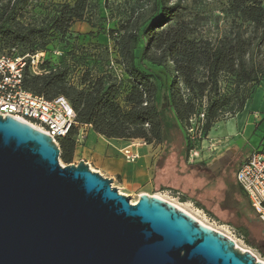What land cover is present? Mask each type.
Listing matches in <instances>:
<instances>
[{"label": "trees", "instance_id": "16d2710c", "mask_svg": "<svg viewBox=\"0 0 264 264\" xmlns=\"http://www.w3.org/2000/svg\"><path fill=\"white\" fill-rule=\"evenodd\" d=\"M147 1V8L133 12L116 31L108 32L114 44L112 64L119 75L93 77L86 70L77 86L68 82L67 70L51 67L48 49L54 36L65 37L75 23L86 21L89 1L62 4L53 16L28 24L17 18L16 0L0 5V57L44 53L40 68L46 74L32 77L25 68L23 90L48 101L64 97L75 114L76 126L57 141L59 160L65 166L73 163L75 138L83 126L107 140L163 146L166 157L178 141L186 163L193 148L188 134L191 122L197 120L200 133L206 136L223 115L243 112L252 87L264 82V5L260 0H227L223 13L229 26L214 43L196 37L179 1ZM152 68L163 70L168 85ZM260 149L264 150V143ZM230 194L236 217H252L259 223L240 187ZM257 228L264 239V227ZM238 230L247 236L244 228ZM260 254L264 258V251Z\"/></svg>", "mask_w": 264, "mask_h": 264}, {"label": "water", "instance_id": "95a60500", "mask_svg": "<svg viewBox=\"0 0 264 264\" xmlns=\"http://www.w3.org/2000/svg\"><path fill=\"white\" fill-rule=\"evenodd\" d=\"M0 264L263 263L165 201L132 205L87 164L61 166L50 137L0 117Z\"/></svg>", "mask_w": 264, "mask_h": 264}, {"label": "rangeland", "instance_id": "374dc122", "mask_svg": "<svg viewBox=\"0 0 264 264\" xmlns=\"http://www.w3.org/2000/svg\"><path fill=\"white\" fill-rule=\"evenodd\" d=\"M8 0H0L3 5ZM14 1V0H13ZM16 16L25 23L51 17L62 4L72 5L75 0H16ZM86 21L75 23L65 37L54 36L48 49L52 68L68 71V82L77 86L83 73L88 70L92 76L107 73L119 75L113 62V41L109 31H116L133 12L148 7L147 0H88ZM170 4L179 1L185 7L184 20L191 22L196 29V37L216 42L227 31L229 21L223 13L227 0H168ZM264 5V0H260ZM94 28H90V25ZM117 37L116 35L113 36ZM152 70L160 75L163 83L169 79L162 69ZM243 112L234 116L223 115L212 125L210 132L203 136L197 120L191 122L188 132L192 150L198 157L185 163L179 153L178 141L166 157L163 146L159 147L150 183L129 193L131 203H137L142 194L159 196L180 207L194 219L207 227L230 238L240 251L250 252L259 262L264 263L260 252L264 251V239L257 225L249 220L236 217L230 191L239 186L237 172L243 159L254 151H260L264 143V82L253 86ZM126 92V91H124ZM178 136V135H177ZM179 137V136H178ZM179 140V138H178ZM230 152L241 158L217 174L207 172V168L219 157ZM80 160L76 157L75 161ZM74 161V158H73ZM61 166H65L59 160ZM91 170L90 166L88 165ZM93 172V170H91ZM115 182L112 180V186ZM117 185V184H116ZM119 191V190H118ZM177 193V194H176ZM184 202H181V199ZM254 214V213H253ZM256 225H255V224ZM244 228L247 236L238 232ZM264 235V230L262 228Z\"/></svg>", "mask_w": 264, "mask_h": 264}, {"label": "built area", "instance_id": "2783aa9c", "mask_svg": "<svg viewBox=\"0 0 264 264\" xmlns=\"http://www.w3.org/2000/svg\"><path fill=\"white\" fill-rule=\"evenodd\" d=\"M44 56V53H39L32 57H0V117L17 120L42 132L50 137L58 148L57 141L67 136L70 129L76 126L75 114L70 104L64 97L48 101L22 88L25 68L32 77L46 74L45 70L40 68ZM199 121H203V114L199 116ZM197 126L200 127V124ZM136 142L138 143L121 150V154L131 163L138 158L131 148L145 146L143 142ZM188 157L191 161L192 157L196 159L198 154L191 150ZM76 164L78 163L71 165ZM236 180L252 212L264 227V150L254 151L242 160Z\"/></svg>", "mask_w": 264, "mask_h": 264}, {"label": "crops", "instance_id": "0c3cea01", "mask_svg": "<svg viewBox=\"0 0 264 264\" xmlns=\"http://www.w3.org/2000/svg\"><path fill=\"white\" fill-rule=\"evenodd\" d=\"M75 142L73 163L83 162L93 172L113 180L121 195L127 196L150 183L153 167L158 159V146L155 149L153 145L134 146L131 151L138 158L131 163L121 154V150L133 143L137 144L136 141L107 140L96 135L90 127L83 126L78 127ZM76 157L80 160L75 161Z\"/></svg>", "mask_w": 264, "mask_h": 264}, {"label": "flooded vegetation", "instance_id": "af4514ba", "mask_svg": "<svg viewBox=\"0 0 264 264\" xmlns=\"http://www.w3.org/2000/svg\"><path fill=\"white\" fill-rule=\"evenodd\" d=\"M241 158L235 159L234 156H227L226 154L219 157L217 160H215L211 166L207 168V172H211L213 174H217V172H221L225 168L231 166L236 160H240Z\"/></svg>", "mask_w": 264, "mask_h": 264}, {"label": "bare ground", "instance_id": "6f19581e", "mask_svg": "<svg viewBox=\"0 0 264 264\" xmlns=\"http://www.w3.org/2000/svg\"><path fill=\"white\" fill-rule=\"evenodd\" d=\"M153 197H155V198H157V199H159V200H162V201H165L164 199H162L161 197H159V196H153ZM165 202H167V201H165ZM167 203H169V204H171L170 202H167ZM131 204H135V203H131ZM171 205H173V204H171ZM173 206H175V205H173ZM176 207V206H175ZM177 208H179L180 210H182L183 212H185V213H187L186 211H184L183 209H181L180 207H177ZM188 215H190L189 213H187ZM191 216V215H190ZM192 217V216H191ZM198 221V220H197ZM200 222V221H199ZM202 225H204L202 222H200ZM204 226H206V225H204ZM207 227V226H206ZM209 228V227H208ZM211 229V228H210ZM262 263V262H261ZM264 264V263H263Z\"/></svg>", "mask_w": 264, "mask_h": 264}, {"label": "clouds", "instance_id": "9594fccd", "mask_svg": "<svg viewBox=\"0 0 264 264\" xmlns=\"http://www.w3.org/2000/svg\"><path fill=\"white\" fill-rule=\"evenodd\" d=\"M62 168H64V167H62Z\"/></svg>", "mask_w": 264, "mask_h": 264}]
</instances>
